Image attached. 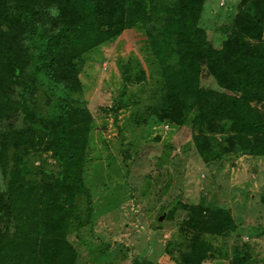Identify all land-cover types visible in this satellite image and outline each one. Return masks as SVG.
Listing matches in <instances>:
<instances>
[{
    "label": "rangeland",
    "instance_id": "rangeland-1",
    "mask_svg": "<svg viewBox=\"0 0 264 264\" xmlns=\"http://www.w3.org/2000/svg\"><path fill=\"white\" fill-rule=\"evenodd\" d=\"M11 1L28 26L23 70L8 91L0 77V264H69L59 238L78 254L74 264H264V152L253 153L264 93L248 88L260 100L245 102L256 113L243 126L197 105L202 91L241 93L221 88L207 65L176 79L186 67L181 25L166 22L174 0H119L126 27L117 35L101 34L91 16L57 42L72 0ZM239 16L264 19V0H205L207 47L221 50ZM262 31L238 33L246 60ZM70 54L77 87L64 73Z\"/></svg>",
    "mask_w": 264,
    "mask_h": 264
},
{
    "label": "trees",
    "instance_id": "trees-1",
    "mask_svg": "<svg viewBox=\"0 0 264 264\" xmlns=\"http://www.w3.org/2000/svg\"><path fill=\"white\" fill-rule=\"evenodd\" d=\"M40 1L43 7H48L49 3H53L55 0ZM11 2V0H7L6 2L0 0V17L7 10V15L3 17V23H5L7 18V27L1 29L3 23L0 24V43H3L5 46L4 50L0 49V55L6 54L7 58L6 64L3 58L0 57V77L7 79V91L12 86L10 84L11 81L18 76L17 72L19 70L22 71L24 67L23 60L26 53L23 46V36L26 33L25 28L28 26V23L23 21L21 17L13 16L10 6ZM204 3L205 0H174L171 2L170 8L169 6H165L166 12L169 14L166 22L168 24L178 23L181 25L177 43L184 49L182 63L186 69L184 74L181 73L176 79L187 83L191 79V76L194 75V70H196L195 75L199 71L202 74V65H207L209 72L218 81L221 88L229 89V91L235 93L240 92L241 96L234 95L231 97L213 90L202 91L200 92L202 99L197 105L220 109L228 119L243 126L246 124V119H251L250 116L245 115L246 112L250 110L251 113H256L252 107L248 106L247 108V103L245 104V102L252 103L257 99L260 100V96H253L249 93L250 90L248 88L252 87L254 91H258L261 95L264 93V42H260L253 57L246 60L247 46L239 40L238 33L246 34L258 30V35L261 36L264 19L260 16L249 23L245 18L242 19L239 16L233 35L227 39L221 50H214L211 47H207V35L198 26ZM119 6V0H72L71 10L61 12L58 26L59 30L56 35L52 36L51 42L70 39L72 37L71 35L80 31L81 27L89 21L91 16H94V19L99 22L98 29L101 34L108 36L117 35L126 27L125 19L122 18L120 20L118 18ZM34 15L36 16L38 13H34ZM44 17L42 15V18ZM33 18V21H43L40 18ZM253 37L261 40L260 37H257V34ZM195 39L200 46V49L196 52L194 49ZM74 42L78 43V40L75 39ZM48 53L52 61H55V58H53L54 52L48 50ZM9 59H11V62ZM67 59L68 61L64 66V73L73 77L75 81L74 87H77L79 85L77 75L79 60L72 54L68 55ZM53 78H56L55 74H53ZM167 80L170 83L171 89L176 92L180 90V88L173 84L174 80L170 72H167ZM196 91H198L197 87ZM259 118L261 120V117ZM256 125L258 129L254 133H260L262 137L261 139H253L256 144V152L253 153L258 154L264 152V125L262 123L258 124L257 122ZM69 169V164H66L64 167L65 173ZM63 177L66 179L68 174H63ZM75 186H77L79 193H88V190L84 187L81 180H75ZM56 245L65 251L70 259L69 264H74L75 261H79L78 254L65 239L59 238L56 241ZM46 251H48L47 242L43 246V252L46 253Z\"/></svg>",
    "mask_w": 264,
    "mask_h": 264
},
{
    "label": "water",
    "instance_id": "water-1",
    "mask_svg": "<svg viewBox=\"0 0 264 264\" xmlns=\"http://www.w3.org/2000/svg\"><path fill=\"white\" fill-rule=\"evenodd\" d=\"M163 219H164L163 217L160 218V220H159L160 224L162 223Z\"/></svg>",
    "mask_w": 264,
    "mask_h": 264
}]
</instances>
